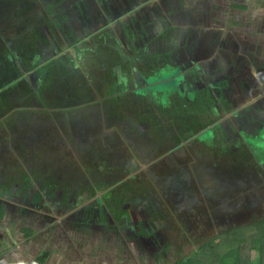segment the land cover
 I'll return each instance as SVG.
<instances>
[{
    "label": "rangeland",
    "instance_id": "obj_1",
    "mask_svg": "<svg viewBox=\"0 0 264 264\" xmlns=\"http://www.w3.org/2000/svg\"><path fill=\"white\" fill-rule=\"evenodd\" d=\"M141 1L152 8L161 4L160 0ZM56 6L45 0H0V211L20 207L33 214L32 221L37 218L39 226H44L40 213H53L57 218L55 226L73 233L72 240L118 249H101L100 253L119 257V264L125 261L124 254L126 264H171L202 242L213 239L217 244L216 233L220 230L263 218L264 148L259 146L263 140L239 135L234 110L250 99L239 95L242 77L264 67V27L252 19L238 18L232 20L235 25L229 28L238 36L223 33L226 26L213 33L216 41L208 45L212 54L216 55L217 49V54L226 58L232 76L229 86L236 101L229 107L227 102L221 104L216 100V92L209 101L204 88L211 81L209 76L199 74L200 64L196 63L195 76L202 87L191 95L203 96L201 99L207 102L197 104L196 110L191 108L193 117L183 118L167 110L163 98L151 87L141 91L142 87L126 84L132 65L120 52L107 47L110 43L93 52L81 49L78 57L73 43L45 52L49 43L46 44L43 31L50 24L58 31L60 27L51 11ZM130 9L136 15L130 23L132 40L128 37V42L122 44L124 48L131 47L133 55L145 58H138L143 63L137 61L136 67L141 65L136 74L144 73L146 82L159 86L158 79L154 80L158 75L155 68H169L167 63H156L152 58L162 28L157 21H147L139 1ZM142 24L149 26L151 32L143 29ZM62 31L65 32L61 28ZM223 38L230 41V46L219 42ZM183 39L185 43L189 36ZM87 41L95 46L89 38ZM235 43L251 56L235 54ZM145 61L151 71L143 68ZM175 70L166 73L170 79L162 76L160 82L175 87L176 76H170ZM153 71L155 75L146 78V73ZM119 76L125 81L121 82ZM138 78L134 80L136 84ZM168 94L165 95L169 104L180 102V106H174L176 111L183 107L177 99L178 90ZM156 118L173 122L172 131H177L174 140L160 148H152L153 138L137 127L140 123L147 129ZM223 121L224 128L219 127L218 123ZM237 136L242 139L238 141ZM34 180L37 186L28 188ZM45 191L48 197L44 199ZM36 195L42 197L34 199ZM90 196L99 197L96 202L104 204L111 213L108 225L92 224L97 227L87 230L89 222L80 220V228L81 216L73 218L72 214L81 209L80 203ZM62 197L79 201L66 204ZM55 198L60 200V206L57 202L49 203V199ZM127 208L139 211L137 217L143 228H135L133 220L120 216ZM29 218L21 219L22 232L28 236L39 231ZM99 221L105 222L102 218ZM153 228L159 230L156 237L162 241L160 246L152 238H145L144 233L149 234ZM131 230L142 231L131 235ZM259 233L248 230L247 236Z\"/></svg>",
    "mask_w": 264,
    "mask_h": 264
},
{
    "label": "flooded vegetation",
    "instance_id": "obj_2",
    "mask_svg": "<svg viewBox=\"0 0 264 264\" xmlns=\"http://www.w3.org/2000/svg\"><path fill=\"white\" fill-rule=\"evenodd\" d=\"M138 1L140 2V5L143 8V10L146 11L147 21L150 19L153 22L157 21L158 26H161L163 31L161 32L162 37L160 38L158 43L156 42L157 48L155 54H153L152 57L155 59L156 63L158 62L167 63L169 66V68H166L167 71L161 69V67L155 68V70H158L156 72L158 75L157 77H154V80L156 78L158 79V82L160 84L159 86H155L152 83L146 82L144 76H142L144 73L140 75L139 73H137L138 75L136 74L137 67H140L141 65L138 64V66L136 67L137 61L139 59L144 60L145 58H143L140 55H136V54L133 55L132 51L130 50L131 47H128V45L125 47L127 49L125 51V48L122 44L125 43V41L128 42V37L130 39L132 38L130 35L132 31V26H130V23L134 19L133 15L135 14L132 13L133 10H131L130 8L131 6L133 7V3H136ZM45 2L55 3L57 5L56 9L51 11L53 12L54 16H57L54 19H56V21L60 25L59 31L57 30L56 26L51 24L49 28L46 27V30L43 31L46 44L49 43V46L44 50L45 52L48 53V52H53L55 50H61L63 44L73 43L72 44L74 47L73 52L75 56L78 57V54L80 53L79 51L81 49H85L89 52H93L97 50L99 46L103 47L106 46L105 43H110L111 46H107V47H111L113 50L120 52L123 59L129 61L130 62L129 64L132 65L133 71H129L127 73L129 80L126 81V84L131 85L132 88L142 87L141 91H146L145 88L151 87L153 90L157 91L156 93H158L160 97L163 98V104L167 106L166 107L167 110L173 111L177 113L178 116L180 117L182 116L183 118L190 115L191 108H194L196 110L197 104L202 102L206 104L207 99H209V101L213 100L214 92H216L215 95H217L216 100L219 101L221 104L227 102L229 107V105L233 106V104L235 103L236 101L235 93L233 89H231L229 86V84L231 83L232 76H230L231 72L229 71V66L227 65L226 58H224L223 57L224 55L222 54L218 55L217 53H219L220 51L217 50L216 48H215L216 49L215 51L217 52L216 55H214L215 53L212 54L213 52L212 47L208 45L209 42L214 43L216 41V34H213L216 32L213 33L198 32L194 28V26H190L185 22H183V20H181V14L178 12V5L175 4L174 1L160 0L159 3L161 4L156 5L155 8H152V6L149 7L147 3L143 4L141 0H45ZM155 3L157 4L158 2L156 1ZM118 15L120 18L119 21H117ZM151 20L149 22H152ZM181 23L184 26H182ZM141 26L143 29L148 28V31L151 32V28L149 26H145L143 24ZM61 28L65 30V32L64 31L61 32ZM41 29L44 30L43 27H41ZM187 35L189 36V41L187 40V42L185 43L182 42L181 39L184 40L183 37ZM87 37L91 41H93V44H95V46L92 47L91 45H89L87 41L88 40ZM221 39H219L220 43H224L225 45L230 46L229 45L230 41H228V39H224V38L223 40ZM107 41H113V42H107ZM76 43L79 44L75 45ZM182 48H184L185 50L183 51ZM235 48L237 50L235 54H237L239 57L241 56L243 57L244 55L246 56V58H248L247 56H251L250 53L244 52L242 50L243 46L240 47V44L235 43L233 49ZM259 51L260 50H258V52ZM233 56L235 57V55ZM141 60H139L138 63ZM191 62H193L191 65L192 68L189 66ZM170 63L172 65H170ZM196 63L200 64L199 67H197L199 68V74L201 73L203 76L204 75L209 76L208 78L211 81V84L204 88L205 97H207L206 101L201 99L203 96L199 98L191 95V92L192 93L200 92L199 90L202 87V85L199 84L200 80L195 76L196 72L194 70L195 69L194 66ZM145 64L146 65L145 67L143 66V68L144 69L146 68V70L151 71L150 69L151 67H149L146 61ZM240 65L243 67L242 63H240ZM173 68L176 69L174 71L175 73L174 74L172 73L170 76L171 77L176 76L175 78L176 81L174 79L175 87L168 85L167 82L165 81L160 82L161 80L160 78L162 76H165L167 80L170 79L168 78L166 73L172 71ZM30 73L34 76L33 71H31ZM153 75H155L154 71L152 73H146V78ZM136 76L139 77L138 79H140L137 84L135 82ZM246 76H243L242 77L243 79L241 78L242 86H241V90L238 91L241 98L249 97L252 100V102L250 99L244 101L241 105H238L234 110L237 112V119H238L237 123H239L238 133L239 135H243V136L244 134H246V136L249 135L251 140L253 136L261 138L263 142L259 143V146L264 148V130H263L264 102L260 103L261 100L264 99V67L256 69L253 74L247 73ZM119 78L121 82L125 81L120 76ZM176 90H178L180 95V97H177V99L180 98V100L182 101L181 103L183 104V105L181 104V106L183 107L178 108V111L175 110L174 106H176V104L180 106V102L176 101V103L169 104L166 98L167 95H165L167 92L169 93L168 95H172ZM251 93H252V98L250 97ZM254 97H256V99ZM187 109H190L188 114L186 113ZM180 111L183 113L181 114ZM152 121L154 122L153 126L147 129H144L140 123H137V127L141 132H144L146 130V135H150L153 138V142L155 146L152 145V148L154 147L160 148L165 143H168L172 139L174 140L175 138L174 134L177 135L176 134L177 131L175 130L172 131L173 130L172 128H174L173 122L170 124L165 121H159L158 118L153 119ZM225 123L226 121H223L218 123V125L219 127L224 128ZM211 133L213 135V132ZM237 138L238 141L242 139V137L240 136H237ZM245 142L246 140H244V143ZM250 143L252 144V142ZM257 155L260 156L259 153ZM36 183H37L36 180L29 182L28 188L31 187L33 184L37 186ZM1 186L2 184L0 180V189L2 190ZM46 193L47 192L45 191L43 197L44 199L47 196L45 195ZM39 197L42 196L36 195V197L33 198L37 199ZM60 197L61 196H59V198ZM57 199L56 198L49 199L48 201L50 204L52 203V201L57 202L60 206L61 202H59L60 200L57 201ZM61 199L64 200V202L66 201L65 202L66 204L70 202L76 204L79 201V200L77 201L67 200L64 199L63 197ZM98 199L99 197L94 196L92 198V196H90L89 198L85 199V201H82V203H80L81 209L74 215L72 214L74 219L79 218L80 228H82L81 227L82 223L80 220L83 221L85 220L87 224L89 222V225L86 228L87 230L95 229L97 226L98 227L106 226L110 223L109 218L111 213H109L105 209L104 204L96 202ZM33 201L35 202L37 200H33ZM50 209H51L50 211L52 212V207ZM127 209L128 211L123 212L122 214H120V216L123 215L125 218L129 220H133L132 223L134 224L135 228L136 227L137 229L143 228L142 227L143 223L141 221L139 222L137 217L139 211L132 210L130 208ZM23 211L25 212L26 210H23L22 208L19 207V208H15L14 210H7L6 212H23ZM3 212H5V210L0 211V213ZM61 216L64 215L62 214ZM101 218L102 220L105 221L104 223H101L99 221ZM95 221L96 223H94ZM92 224L94 225L97 224V226H94ZM131 231H132L131 235H133V233L141 232L142 230L141 231L131 230ZM158 231L159 230L154 229L149 234L144 233V235L146 240H149L150 237L154 240L155 245L157 243L160 246L162 244V241L156 237L158 236L156 234V232ZM126 232H128V229Z\"/></svg>",
    "mask_w": 264,
    "mask_h": 264
},
{
    "label": "crops",
    "instance_id": "obj_3",
    "mask_svg": "<svg viewBox=\"0 0 264 264\" xmlns=\"http://www.w3.org/2000/svg\"><path fill=\"white\" fill-rule=\"evenodd\" d=\"M172 1L178 5L181 20L194 26L198 32H201V28L202 32H218L225 26L228 29H224L223 33L231 32L229 28L235 25L232 20L239 19L242 21L252 19V22L264 27V0ZM242 21L239 23L244 24ZM181 25L184 26L182 23ZM219 34L222 35L221 32ZM231 34L238 36V32L232 31ZM40 215V219L44 220L41 225L44 226L36 224L37 218L32 221L34 215L24 211L0 213V264H32L33 259L43 251L47 253L43 264H119V257L114 259V255L105 253L118 249L110 248L108 245L105 246L106 248H100L99 243L92 241L82 243L75 241V238L72 240L73 233L70 235L69 230L60 231L59 227L55 226L54 221L57 218L53 217V213L42 212ZM25 216H29L27 220L38 228L37 234L29 236L23 234L24 224L21 219H25ZM60 217L62 218L61 215ZM78 236L80 239V234ZM101 249L105 251L100 253ZM123 257L125 258L123 264H126L127 254Z\"/></svg>",
    "mask_w": 264,
    "mask_h": 264
},
{
    "label": "trees",
    "instance_id": "obj_4",
    "mask_svg": "<svg viewBox=\"0 0 264 264\" xmlns=\"http://www.w3.org/2000/svg\"><path fill=\"white\" fill-rule=\"evenodd\" d=\"M253 229L260 233L247 236L248 230ZM216 237L217 244L213 239L202 242L171 264H264V217L220 230ZM46 256L45 251L41 252L32 264H43Z\"/></svg>",
    "mask_w": 264,
    "mask_h": 264
}]
</instances>
